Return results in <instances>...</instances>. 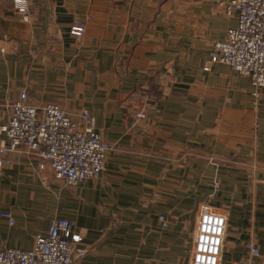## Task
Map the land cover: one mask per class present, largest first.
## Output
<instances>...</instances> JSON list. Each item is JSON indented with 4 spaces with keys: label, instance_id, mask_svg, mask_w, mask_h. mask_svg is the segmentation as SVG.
<instances>
[{
    "label": "crops",
    "instance_id": "crops-1",
    "mask_svg": "<svg viewBox=\"0 0 264 264\" xmlns=\"http://www.w3.org/2000/svg\"><path fill=\"white\" fill-rule=\"evenodd\" d=\"M229 1L28 0L25 20L0 0V120L26 93L76 121L88 111L112 147L77 188L25 147L6 154L0 251L70 220L89 251L75 264H191L208 202L227 218L221 264H264V88L254 105L250 80L210 59L238 23Z\"/></svg>",
    "mask_w": 264,
    "mask_h": 264
},
{
    "label": "built area",
    "instance_id": "built-area-1",
    "mask_svg": "<svg viewBox=\"0 0 264 264\" xmlns=\"http://www.w3.org/2000/svg\"><path fill=\"white\" fill-rule=\"evenodd\" d=\"M13 1L28 20V0ZM223 6L227 15H237L238 23L228 30L223 42L214 45L211 62L227 65L248 78L256 105L258 90L264 88V0H230ZM86 30V25L77 20L70 27L71 35L77 38L83 37ZM6 108L10 118L7 122L0 120V173L6 154L25 147L30 155L42 160L40 169L50 167L55 178L67 187L77 188L101 176L112 147L96 130L88 111L76 121L56 104H29L26 93ZM137 117L144 119L146 114L140 111ZM1 217L11 226L15 224L11 213H2ZM159 221L164 229L169 228L164 217ZM226 234V216L210 203H203L191 264H221ZM83 241L74 232L72 221L54 220L46 235L36 237L32 249L1 250L0 264H75L89 252ZM249 249L254 256L260 254L254 243Z\"/></svg>",
    "mask_w": 264,
    "mask_h": 264
},
{
    "label": "rangeland",
    "instance_id": "rangeland-1",
    "mask_svg": "<svg viewBox=\"0 0 264 264\" xmlns=\"http://www.w3.org/2000/svg\"><path fill=\"white\" fill-rule=\"evenodd\" d=\"M235 72H236V71H235ZM238 74H239V73H238ZM214 184H215V189L220 187V183L215 182ZM212 200H213V199H212ZM199 202H200V201H199Z\"/></svg>",
    "mask_w": 264,
    "mask_h": 264
}]
</instances>
